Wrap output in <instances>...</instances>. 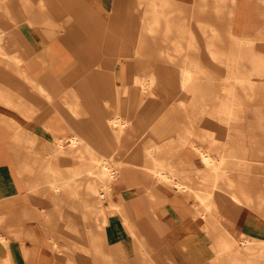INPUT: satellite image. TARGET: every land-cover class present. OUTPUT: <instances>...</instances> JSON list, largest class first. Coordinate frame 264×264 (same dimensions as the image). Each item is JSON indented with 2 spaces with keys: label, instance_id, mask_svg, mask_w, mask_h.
<instances>
[{
  "label": "bare ground",
  "instance_id": "1",
  "mask_svg": "<svg viewBox=\"0 0 264 264\" xmlns=\"http://www.w3.org/2000/svg\"><path fill=\"white\" fill-rule=\"evenodd\" d=\"M64 1L39 0V6L45 9L56 3L58 16L71 20L64 12ZM185 1L186 9L181 10L177 0H149L152 8L145 13L146 23L133 56L124 39L110 34L103 44L90 38L80 44L73 62L64 69L63 58L50 57V65L58 73L48 75L45 81L49 84H44L31 72L35 63L29 57L32 47L17 29L19 15L32 17L29 0H0V20L8 21V25L0 24V104L27 120L23 128L11 117L0 115V127L10 132L5 146L11 155V175L17 180L24 177L16 191L25 189V200L31 202V210L23 216H0V226L14 229L12 235L20 242L11 248L8 238L0 235V264H23L28 252L34 260L38 254L44 234L20 232L22 219L54 231V236L45 238L50 258L42 264H77L81 257L94 264H112L107 251L121 263L137 264L138 259L143 264L147 260L154 263L159 234L142 232L135 223L144 225L145 221L132 218L125 202L113 200V181L130 190L136 180L135 167L175 192H189L194 200L192 222L201 226L209 241L212 256L207 264H264V240L226 231L222 227L223 204L215 195V201L211 199L213 190L222 189L232 206H249L256 189L254 181L239 182L251 170L245 137L249 124L244 126L241 120L244 106L238 87L247 94L264 88V0H257L256 22L243 25L251 30L240 34L231 28L235 0H211L219 23L204 21L200 28L208 32L205 47L209 57L226 66L224 84L218 89L214 84H201L206 76L193 56L185 17L189 0ZM207 1L200 0L201 9ZM152 60L157 64L154 67ZM122 61L127 67L126 79L120 80L125 69L120 68ZM171 62L175 67H170ZM139 64L143 66L140 74ZM157 72L162 76L168 73V80L161 76L155 84ZM152 112L160 114L155 124L145 122ZM131 130L139 133L137 137L131 136ZM166 133L172 137L165 138ZM147 135L153 136L154 144ZM202 138L210 147L196 144V139ZM211 148L217 156L211 155ZM187 155L197 156L207 169L202 188L191 181V170L183 168L188 164ZM256 197L264 204V189ZM175 199L169 202L178 207ZM127 206L138 213L136 202ZM114 213L125 233L123 241L109 249L103 224L106 216ZM22 238L33 244L32 249L23 248ZM58 239L63 244H58ZM164 255L178 264L174 249Z\"/></svg>",
  "mask_w": 264,
  "mask_h": 264
},
{
  "label": "crops",
  "instance_id": "2",
  "mask_svg": "<svg viewBox=\"0 0 264 264\" xmlns=\"http://www.w3.org/2000/svg\"><path fill=\"white\" fill-rule=\"evenodd\" d=\"M29 2L28 7L32 17L19 15L17 29L20 38L32 47V54L29 57H33L32 61H35V63L31 66V72L37 73V77L44 80V84H49L45 81L48 75L58 73L52 67L53 65H50V57L63 58L62 69H64L73 62L74 54L80 48V44L90 38H97L103 44H105L110 34L117 40L124 39L130 46V56H133L134 49L137 50V41L141 35L140 31L143 30L146 23L147 16L145 17V13L152 8L149 0H65L64 12L70 14L71 20H64L58 16V5L56 3L41 9L39 0H29ZM177 2L181 10L186 9L185 4L187 1L177 0ZM256 4L257 0H235L234 14L231 19L232 32L240 34L251 30L244 28L243 25L246 21H249L250 24L256 22ZM187 9L189 11L185 17H188L186 20L189 23V40L191 45L194 46L193 56L196 58V52L200 53L202 40L200 0H189ZM0 24L8 25V21L6 22L4 18H1ZM182 25L184 28L187 27L185 23ZM165 49L168 50V48ZM47 51L50 55L49 58L46 55ZM132 69L133 73L136 72V69ZM0 115L10 117L9 108L0 104ZM137 133H132L131 130V136L137 137L139 134ZM167 135L169 134L166 133L165 136ZM9 138L10 132L6 128L0 127V216L15 218L23 216V212H29L31 202L27 203V200H25V189H22L21 193L16 191L17 184H24V177L17 180L11 175V155L5 146V142ZM154 142L153 138L152 143L154 144ZM196 157L190 155L188 159H185L188 164L183 166L184 170L204 168L200 159H196ZM135 169L138 176L136 175L135 183L130 185V190L122 182L115 181L113 183V200L125 202L124 207L132 218L145 221L146 224L144 225L135 223V225L141 227L142 232L152 231L159 234V245L154 248V258L156 260L154 263L173 264L164 254L174 249L178 253V264H207L212 253L208 249L209 241H206V247L202 242V240L208 239L203 237L201 226L192 222V214L195 212L192 206L194 202L189 197L190 194L188 192L183 194L175 192V190L158 183L152 175L146 174L142 168L135 167ZM186 196H188V199L185 198ZM174 198H176L175 201H177L178 207L169 202ZM128 202H130V205L135 202L138 204V213H135L131 206H127ZM242 206L223 205L222 227L229 233L243 232L248 236L262 239L260 234L263 233L264 235V220L263 226L250 224V214ZM25 220H21L19 231L44 234V239L39 242L38 254L35 260L31 258L30 252H28L29 254L23 260V264H42L41 261L43 260L49 262L50 249L45 238L54 236V231L38 227L37 222L34 220L33 224L27 225ZM135 221H133V224ZM6 225L0 226V235L7 237L9 247L15 249L17 245H20V242L15 240L12 235L15 230L7 229ZM147 227H150V229ZM232 228H235V230H232ZM123 233L125 232L119 216L115 213L106 216L103 224V234L104 239L108 241L109 249L114 248L118 242L123 241ZM195 234H200L197 241ZM192 236H195V242L191 241ZM21 243L23 248L32 249L33 247V244L25 238H22ZM192 247H194L193 250H187ZM109 252L113 254L112 251ZM207 253L210 256H207V263H203L206 259L204 255ZM81 258V260L79 259L81 264H85L86 260L89 264V259ZM112 258V264L121 263L115 261L114 254L111 256V261ZM54 263L57 264L58 262L55 261Z\"/></svg>",
  "mask_w": 264,
  "mask_h": 264
},
{
  "label": "rangeland",
  "instance_id": "3",
  "mask_svg": "<svg viewBox=\"0 0 264 264\" xmlns=\"http://www.w3.org/2000/svg\"><path fill=\"white\" fill-rule=\"evenodd\" d=\"M211 5H212L211 0H208L206 7L204 9L203 8L201 9V11H202L201 23L204 21H210V22H213L214 24L218 25V23H219L218 19L213 15ZM207 33H208L207 31L206 32L202 31L201 50H200V53L198 51L196 52V54H197L196 60L199 62L200 66L204 70V73L206 76V79L204 78L203 82H201V84H214L216 89H218L219 84H224L223 77H224V74H226V66L221 64V63L214 61L213 59H211L209 57V53L205 47V44H206L205 42L207 40V37H206ZM224 36H225V38H227V35L225 32H224ZM258 42H260V41H258ZM217 43H216V45H219V42H217ZM261 52L264 53V47H261ZM152 61H153V63L151 64V67H154L153 65L155 64L154 63L155 60H152ZM119 65H120V68H121V65H122L123 69L125 68V70L123 72H120L121 75L119 74V76H120L119 79L120 80L126 79L127 67H125V62L122 61L121 64L119 63ZM155 65H157V64H155ZM169 65H170V67H175V66H172L173 65L172 62ZM141 67H143L142 64H139V71H138L139 74L142 73L140 71ZM166 74H167V76H162L163 74H161L160 72H157V74L155 73V76H156L155 84H158L160 82L161 76H162V78L165 77L167 79L169 77V74L168 73H166ZM261 90L262 91L260 93H258L257 89H255L254 94H251V93L249 94V92L247 94V93H244L238 87L240 99H241L242 104L244 106V112L242 113V115L240 114L241 120H242L244 126L249 124V126L246 127L248 129H245L246 130L245 131L246 132L245 137H247V139H248L247 147L249 149L248 158H247V167L249 170H251L250 173L244 174L247 178L239 179V182L248 183L247 181H254L256 184L254 186L256 189H254L252 194H251L254 196H252L253 199L251 198L249 206H247L246 204H243L242 207L247 212H249V214H250L249 223L254 224L255 226H263V220H264V204H261L260 199L256 197L257 192L260 191V189L261 190L264 189V88H261ZM9 110H10V117L12 119L15 118L14 120L18 123L19 126L26 128L27 127V120L25 118H23L22 116H20L13 109L9 108ZM156 112H157V110H156ZM156 112L150 113L148 120H146L145 122H147V123L152 122L154 124L156 122H158V120L160 119V117H158V116L160 114L159 113L157 114ZM155 118H157V119L154 120ZM180 121H182V120L180 119ZM145 133H147V131H145ZM171 134L165 136V138L172 137V135H174L175 132H173L172 135ZM148 135H149V133H148ZM147 136L145 137V139L147 138ZM148 137H149V139L151 138L150 139L151 144H153L152 143L153 136L152 137L148 136ZM196 140H197L196 141L197 145H199L201 147H205V148L210 147L207 145V141L205 139L202 138V139H196ZM147 141H144L145 145L148 144ZM210 153L214 157L217 156L215 149L211 148ZM197 158L198 157H196V159ZM197 166H200V165H197ZM203 167H204V165H203ZM190 173L192 175L191 181L193 182L195 187L202 188L201 186H204V182H205L204 176L207 174L206 167L201 168V169H195L194 168L191 170ZM232 177L234 180H237L235 175H233ZM115 181H117V180H114L113 183H115ZM194 185H193V187H194ZM112 191L114 192V187H113ZM215 191L216 190H213L211 193L212 194L211 199L213 201H215V197H214V195H215L217 198L216 200H219L220 204H223V205H226V204L230 205L231 204L228 201V198H227L228 194L225 191H223L222 189L221 190L219 189V191L216 193H215ZM218 193L220 194V197H217ZM191 199L193 200V198H191ZM193 202H194V200H193ZM41 207L42 206H40V205L38 206V208H41ZM25 223L27 225H29V224L31 225L34 223V221L30 220V219L29 220L26 219ZM232 230H235V228H232ZM195 235H196V241H197L198 240L197 237L200 234H195ZM260 235H261V238L264 239L263 233H261ZM194 238H195V236H192L191 241L195 242ZM206 241H208V240H202L205 247L207 245ZM57 243L63 244V241L61 239H58ZM191 249L193 250L194 247L188 248L187 250H191ZM107 252H109V251H107ZM112 255L113 254H111V252H109V259H111ZM207 256H210V254L207 253L206 255H204V257H206V259L204 260L205 262H203V263H207V261H208ZM115 258H116L115 261L121 262V259L118 258V256H115ZM80 260H76L77 264H81L79 262ZM88 261H89V264H94L92 259L88 260ZM154 261H156V260L154 259ZM112 262H113V258H112ZM136 262H138L137 264H143V262L140 259H138V261H136ZM84 263L88 264L87 260ZM99 263L101 264V262H99ZM120 264H125V263L123 262ZM145 264H157V263H153V262H150V260H147V262Z\"/></svg>",
  "mask_w": 264,
  "mask_h": 264
}]
</instances>
